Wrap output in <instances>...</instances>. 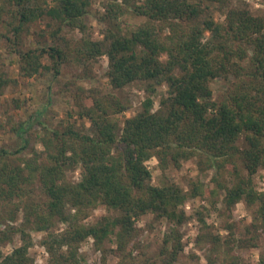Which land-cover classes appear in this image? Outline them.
Listing matches in <instances>:
<instances>
[{
    "label": "trees",
    "instance_id": "obj_1",
    "mask_svg": "<svg viewBox=\"0 0 264 264\" xmlns=\"http://www.w3.org/2000/svg\"><path fill=\"white\" fill-rule=\"evenodd\" d=\"M93 1L0 0V42L15 55L21 76L32 77L43 69L55 76L72 59L84 63L105 54L103 76L112 88L135 83L148 94L121 128L111 118L126 108L119 96L90 89L85 96L91 103L86 104L77 94L76 114L88 120L87 130L70 120L53 128L40 121L42 150L20 161L15 156L27 147L22 137L26 127L22 118L8 116L21 145H0V264H32L28 229L46 231L41 244L49 264H87L78 244L93 236L99 245L111 233L118 264H132L128 242L136 233L134 222L148 212L172 226L157 260L146 258L143 264H173L183 249L176 227L185 219L181 205L199 195L219 202L228 217L240 200L257 204L254 220L245 226L255 235L235 239L237 246H253L257 230L264 232V190L253 184L256 171L264 168V18L241 0H101L103 11L96 16L106 22L102 39L71 41L63 29L85 31ZM211 8L223 12L222 21L213 18ZM128 14L143 20L125 30L121 24ZM38 21L51 43L31 47L25 33ZM214 81L225 82L218 93ZM13 83L0 60V95ZM160 84L166 85V94L154 107L152 94ZM11 100L20 107L17 98ZM151 158L163 171L195 159L200 173L214 170L211 178L217 187L203 186L200 177L189 191L167 178L152 183L147 165ZM75 165L81 168L80 177L72 182L66 170ZM224 168L230 171L231 184L222 181ZM34 182L41 196L33 192ZM98 205L115 210L114 215L85 225L88 209ZM19 210L23 219L16 224ZM57 222L65 224L60 232L52 230ZM225 228L233 235L232 222ZM15 235L20 244L4 254L1 246ZM205 240L212 252L220 238ZM233 242L225 239L229 250ZM229 256L227 264H264L263 254L255 263ZM207 262L215 264L210 256Z\"/></svg>",
    "mask_w": 264,
    "mask_h": 264
},
{
    "label": "rangeland",
    "instance_id": "obj_2",
    "mask_svg": "<svg viewBox=\"0 0 264 264\" xmlns=\"http://www.w3.org/2000/svg\"><path fill=\"white\" fill-rule=\"evenodd\" d=\"M101 0H94L91 11L85 17L87 28L85 31L78 29L64 28L62 33L71 41L80 39H102L103 31L106 26L105 21H101L96 15L103 11ZM233 3L237 0H231ZM251 8L252 12L264 18V0H241ZM210 13L216 21H222L223 12L219 9L211 8ZM142 17L132 14L125 15L122 21V27L129 30L141 23ZM45 29L42 22H34L32 24L30 34L25 33V40L28 46H41L50 44L49 36H43ZM46 31V30H45ZM6 43L0 42V60L4 65V69L11 79L16 83L7 86L0 95V145H5L10 149L21 145L20 140L11 131V122L8 116L12 115L13 119L22 118L23 127L26 131L22 137H26L27 147L16 154V160L31 157L35 151L40 152L42 145L40 137L42 126L40 121L48 128L56 127L58 123H65L67 120L76 125L78 128L83 126L86 129L89 122L86 118H79L76 111L77 94L83 96L86 104H90V98L86 97L88 90L98 89L100 93H115L120 97L121 101L126 105L124 111L112 115L119 127L123 126V121L127 117L133 116L139 109L141 102L148 95L142 87L135 83H130L122 88L114 89L109 81L103 76L106 69V55L102 54L95 60L84 63L70 62L60 65V73L53 76L48 70H40L32 77H24L19 74L18 63L15 55L9 52ZM5 47V48H4ZM43 63H48L47 58H43ZM215 93L221 91L225 86V82L218 81L212 83ZM166 85H157L155 92L152 94L154 107H157L159 99L166 94ZM17 98L20 107H16L11 100ZM38 112L40 115H38ZM8 120V121H7ZM15 124V123H14ZM87 130V129H86ZM242 140L239 139V144ZM150 167L152 183H160L165 178L177 182L185 190L189 191L191 184L200 177L203 186L208 188H216V183L211 176L214 174L213 169L201 172L197 166L195 159L182 160L180 166H170L166 170L157 167L156 159L151 158L147 164ZM221 175L222 181L231 184V174L226 168L223 169ZM80 166H74L66 170L67 178L76 182L80 177ZM254 187L258 190H264V168H259L253 176ZM33 192L41 196V192L37 182L31 184ZM35 189V190H34ZM218 199L221 194L218 192ZM218 201V200H217ZM257 204L246 205L243 200L237 202L231 210V217L228 212L221 210V204L210 203L209 199L202 196L189 197L181 205L185 213V219L177 227L181 233V242L183 249L179 252L177 259L173 264H208L207 257L215 260V264H227L229 255H238L243 261L255 263L260 254L264 255V232L258 231L253 246L240 247L237 246V240L249 238L255 233L245 228L246 225L252 223L254 209ZM16 224L23 219V212H17ZM115 210L98 205L92 209H88L83 219L85 225L94 223L101 216H113ZM202 218L203 220H201ZM226 222L233 223V235H229V230L225 228ZM136 233L128 242L129 258L132 264H143L146 258L149 260L158 257V251L162 245L164 234L167 233L172 223L165 218H155L154 214L148 212L134 222ZM65 228V224L57 222L52 228L55 232H60ZM32 244L28 247L27 254L32 260V264H49V255L45 247L41 244L42 237L46 231L28 229ZM211 236L218 235L220 240L216 244V250L210 252L213 246L207 242ZM234 239L231 248L226 247L225 239ZM200 239V240H199ZM237 239V240H235ZM114 234L105 237L98 245L93 236H87L78 244L79 253L85 258L87 264H118L120 256L115 252L116 242ZM20 244L18 235L13 236L10 242L1 246L4 254L10 253L12 249ZM229 251V252H228Z\"/></svg>",
    "mask_w": 264,
    "mask_h": 264
}]
</instances>
